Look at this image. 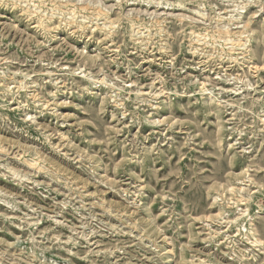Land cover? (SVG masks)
<instances>
[{
    "label": "rangeland",
    "instance_id": "374dc122",
    "mask_svg": "<svg viewBox=\"0 0 264 264\" xmlns=\"http://www.w3.org/2000/svg\"><path fill=\"white\" fill-rule=\"evenodd\" d=\"M0 264H264V0H0Z\"/></svg>",
    "mask_w": 264,
    "mask_h": 264
},
{
    "label": "bare ground",
    "instance_id": "6f19581e",
    "mask_svg": "<svg viewBox=\"0 0 264 264\" xmlns=\"http://www.w3.org/2000/svg\"><path fill=\"white\" fill-rule=\"evenodd\" d=\"M82 2H83V0H82ZM84 6V5H83ZM100 8V7H99ZM99 10V9H98ZM199 14H201V15H203L202 13H199ZM83 17H85V16H83ZM236 16H234V15H231L230 16V18H231V20H235V19H237V17L235 18ZM82 18V17H81ZM202 18V17H201ZM87 19V18H86ZM38 23L41 25V24H43L44 23V20L41 18V19H38ZM225 24V23H224ZM227 24V23H226ZM225 24V25H226ZM107 25V24H106ZM249 24L247 23L245 26H248ZM223 26V25H222ZM46 28V27H45ZM222 31V30H221ZM227 33L229 34L228 36L229 37H231L232 38V32L230 31V30H227ZM220 36V35H219ZM227 37V36H226ZM231 38H229L230 39V41L232 40ZM235 41H237V40H235ZM239 41V40H238ZM233 55V54H232ZM257 67V66H256ZM99 81V79L96 81V82H98ZM99 82H102L101 80L99 81ZM213 96V95H212ZM27 161L28 162H30V161H32V160H29V159H27ZM244 229H246V228H244Z\"/></svg>",
    "mask_w": 264,
    "mask_h": 264
}]
</instances>
